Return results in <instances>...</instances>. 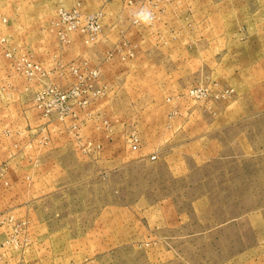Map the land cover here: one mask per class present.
<instances>
[{"label":"rangeland","instance_id":"obj_1","mask_svg":"<svg viewBox=\"0 0 264 264\" xmlns=\"http://www.w3.org/2000/svg\"><path fill=\"white\" fill-rule=\"evenodd\" d=\"M187 6L195 0H0V215L21 225L1 229L18 242L0 264H264V112L225 131L220 150L189 143L159 163L142 159L166 111L132 102V72L168 66L137 68L132 57L195 39L177 14ZM140 8L151 25L132 23ZM167 9L177 16L166 28ZM21 59L39 70L21 74ZM188 82L177 97L193 111L235 93ZM197 86L204 100L187 96Z\"/></svg>","mask_w":264,"mask_h":264},{"label":"crops","instance_id":"obj_2","mask_svg":"<svg viewBox=\"0 0 264 264\" xmlns=\"http://www.w3.org/2000/svg\"><path fill=\"white\" fill-rule=\"evenodd\" d=\"M214 1L195 0V7L187 6L177 13L183 31L196 32V38L179 40L174 45L179 50L174 54L164 57L138 54L132 57L137 68L143 63L149 65L162 59L168 66L164 71L134 69L132 72L130 87L137 95L132 102L150 111L157 108H165L166 111L165 123L158 124L162 130L157 131L158 134L155 132L151 151L142 159H149L155 153L157 160L152 163H159L176 155L177 148H184L189 143L198 144L196 152H206L209 148L220 150L225 143V131L252 115L264 112V1ZM163 13L159 25L172 27L176 21L173 15L176 14L168 9ZM17 31L22 33L21 28ZM192 79H209L232 88L235 93L228 100L213 103L212 107L202 105V108L189 110L188 100L177 96L186 92L188 80ZM120 87L123 90L126 83L116 84L117 89ZM172 111L177 114L171 115ZM207 115L211 121L208 125L205 124ZM192 126L200 129L189 135L188 129ZM60 165L54 164L52 169L59 170Z\"/></svg>","mask_w":264,"mask_h":264},{"label":"built area","instance_id":"obj_3","mask_svg":"<svg viewBox=\"0 0 264 264\" xmlns=\"http://www.w3.org/2000/svg\"><path fill=\"white\" fill-rule=\"evenodd\" d=\"M101 18H102V14L101 13H95L92 16L91 25H92V28H93L94 32L99 29V27H100V23L99 22H100ZM132 23H133V19H132ZM133 24H135V23H133ZM6 56L10 57L11 55L9 53H7ZM33 69L39 70L38 67L32 66V64L29 63L27 60L21 59L20 68L18 69L21 74H27L29 71L31 72ZM74 73H76V71H74ZM97 75H98L97 72H91L89 74V76L92 79H96ZM226 93H228V92H226ZM207 95H208V90L206 88H204V87H201V86L193 87L187 93L188 97H190V98H192L194 100H197V101L204 100L207 97ZM131 143L133 145V149H136L137 148L138 139L133 136L131 138ZM155 159H156L155 155L150 156V160L151 161H153ZM13 221L14 220H13L12 216H9L7 214L0 215V263H1V258L3 256V253L5 252V249H6L7 245H9L10 243H14L15 245H17V242H18V240H17V238L15 236L11 237V236H8V234H5V235H7L6 236L7 238L5 239V236L3 234H1V229L5 225L10 224ZM12 224L16 225L17 228L21 227V225L19 227L15 223H12Z\"/></svg>","mask_w":264,"mask_h":264},{"label":"clouds","instance_id":"obj_4","mask_svg":"<svg viewBox=\"0 0 264 264\" xmlns=\"http://www.w3.org/2000/svg\"><path fill=\"white\" fill-rule=\"evenodd\" d=\"M133 23L138 25H151L154 20L153 13L148 8H140L133 13Z\"/></svg>","mask_w":264,"mask_h":264}]
</instances>
